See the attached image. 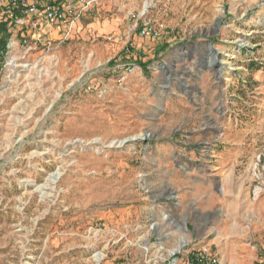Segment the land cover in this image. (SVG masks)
I'll return each mask as SVG.
<instances>
[{
  "label": "rangeland",
  "instance_id": "rangeland-1",
  "mask_svg": "<svg viewBox=\"0 0 264 264\" xmlns=\"http://www.w3.org/2000/svg\"><path fill=\"white\" fill-rule=\"evenodd\" d=\"M146 2L24 57L0 0V264H264V0H154L157 41Z\"/></svg>",
  "mask_w": 264,
  "mask_h": 264
},
{
  "label": "built area",
  "instance_id": "built-area-1",
  "mask_svg": "<svg viewBox=\"0 0 264 264\" xmlns=\"http://www.w3.org/2000/svg\"><path fill=\"white\" fill-rule=\"evenodd\" d=\"M102 0H5L7 13L19 25L28 26L35 35L31 38H24L21 42L25 47V54L37 49L38 46L45 49L46 53H50L57 48L53 42L47 37L49 33L56 31L61 35L58 47L69 40L70 36L77 28V24L87 14H91L100 5ZM147 7L137 12H130L129 15L134 19L132 32H136L141 38L157 41L166 33L167 26L162 19L152 14L154 9L152 3L154 0H147ZM39 32V33H37ZM16 43L12 41L6 46L13 49ZM127 54H131V48L125 46ZM5 50V49H4ZM15 60L11 56L10 63ZM31 65V64H30ZM135 67L130 64L126 66L123 76L119 78L121 84L124 83L125 76L133 74ZM198 263L218 264L219 260L211 251L204 247L198 253ZM190 260L188 264H198Z\"/></svg>",
  "mask_w": 264,
  "mask_h": 264
},
{
  "label": "trees",
  "instance_id": "trees-1",
  "mask_svg": "<svg viewBox=\"0 0 264 264\" xmlns=\"http://www.w3.org/2000/svg\"><path fill=\"white\" fill-rule=\"evenodd\" d=\"M6 24L5 23H1L0 24V33H3L5 35L4 40L0 43V50H4L6 49L7 46V39L9 37V33L7 32V30L5 29ZM0 59H1V53H0ZM179 257V256H178ZM198 253H193L192 256L190 257V260L193 262H197L198 263ZM198 264H202V263H198ZM204 264H207V262H204Z\"/></svg>",
  "mask_w": 264,
  "mask_h": 264
},
{
  "label": "clouds",
  "instance_id": "clouds-1",
  "mask_svg": "<svg viewBox=\"0 0 264 264\" xmlns=\"http://www.w3.org/2000/svg\"><path fill=\"white\" fill-rule=\"evenodd\" d=\"M187 244V241L183 238L178 239L172 247L168 249L171 254L181 251V249Z\"/></svg>",
  "mask_w": 264,
  "mask_h": 264
},
{
  "label": "crops",
  "instance_id": "crops-1",
  "mask_svg": "<svg viewBox=\"0 0 264 264\" xmlns=\"http://www.w3.org/2000/svg\"><path fill=\"white\" fill-rule=\"evenodd\" d=\"M54 32H56V31H54ZM56 34H58V33L56 32ZM133 48H134V47H133ZM134 49H135V48H134ZM134 52H135L134 54L137 55V54L141 53L142 50H140V49H139V50H138V49H135ZM218 207H219V205H215V206H214V208H218Z\"/></svg>",
  "mask_w": 264,
  "mask_h": 264
},
{
  "label": "bare ground",
  "instance_id": "bare-ground-1",
  "mask_svg": "<svg viewBox=\"0 0 264 264\" xmlns=\"http://www.w3.org/2000/svg\"><path fill=\"white\" fill-rule=\"evenodd\" d=\"M147 5H148V2H146V3L144 4V7L146 8ZM225 63H226V61L223 60V61L221 62V65H223V64H225Z\"/></svg>",
  "mask_w": 264,
  "mask_h": 264
},
{
  "label": "water",
  "instance_id": "water-1",
  "mask_svg": "<svg viewBox=\"0 0 264 264\" xmlns=\"http://www.w3.org/2000/svg\"><path fill=\"white\" fill-rule=\"evenodd\" d=\"M178 252H176L175 254H177ZM175 260L171 263V264H174Z\"/></svg>",
  "mask_w": 264,
  "mask_h": 264
}]
</instances>
